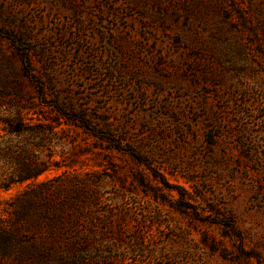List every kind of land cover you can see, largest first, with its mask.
<instances>
[{
    "label": "rangeland",
    "instance_id": "obj_1",
    "mask_svg": "<svg viewBox=\"0 0 264 264\" xmlns=\"http://www.w3.org/2000/svg\"><path fill=\"white\" fill-rule=\"evenodd\" d=\"M0 148L75 264H264V0H0Z\"/></svg>",
    "mask_w": 264,
    "mask_h": 264
},
{
    "label": "trees",
    "instance_id": "obj_2",
    "mask_svg": "<svg viewBox=\"0 0 264 264\" xmlns=\"http://www.w3.org/2000/svg\"><path fill=\"white\" fill-rule=\"evenodd\" d=\"M7 131L11 134L18 135L22 134L24 130L16 122L9 124ZM1 159L0 155V166L2 164ZM41 171L38 170L26 174L20 173L18 174L19 179H26ZM2 180L0 175V181ZM17 199L8 204L10 209L8 213L13 216L12 223L0 225V264L10 256H13L12 260L15 264H41L43 262H47V264H75L78 262V256L74 255L75 247L87 242V240L82 236H77V238H69V242L67 241L69 236L66 233V223L68 220L66 217L63 219L57 214L54 206H51L53 203H37L39 204L36 205L38 207V213L42 219L38 225L41 229H46V235L39 234L37 237H29L22 236L18 233L16 227H18L17 225L20 221L26 219L29 208L33 209V203L30 201L22 203ZM67 207H71V205ZM72 245H75L73 250L71 249Z\"/></svg>",
    "mask_w": 264,
    "mask_h": 264
}]
</instances>
